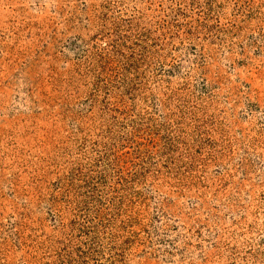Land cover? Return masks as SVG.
Here are the masks:
<instances>
[{
  "label": "rangeland",
  "instance_id": "rangeland-1",
  "mask_svg": "<svg viewBox=\"0 0 264 264\" xmlns=\"http://www.w3.org/2000/svg\"><path fill=\"white\" fill-rule=\"evenodd\" d=\"M0 264H264V0H0Z\"/></svg>",
  "mask_w": 264,
  "mask_h": 264
}]
</instances>
